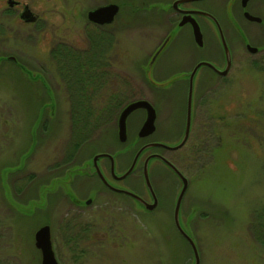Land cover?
<instances>
[{"label": "rangeland", "instance_id": "374dc122", "mask_svg": "<svg viewBox=\"0 0 264 264\" xmlns=\"http://www.w3.org/2000/svg\"><path fill=\"white\" fill-rule=\"evenodd\" d=\"M108 2L120 6L112 22L88 20L87 10ZM148 3L151 2L0 0V264H40L34 232L44 223L50 226L59 264L193 262L191 247L172 218L180 183L166 176L160 161L151 160L150 180L163 204L149 213L136 202L130 206L118 201L114 207L98 209L94 205L80 211L68 200L69 189L74 196L70 186L73 178L67 185L61 181L67 167H86L89 150L105 141L97 138L86 146L83 143L82 149L72 147L76 137L70 112L74 98L68 82L71 71L51 53L56 46L86 51L85 55L90 51L93 62L100 67L96 72L105 78L101 84H92L98 86L94 90L97 92L88 99H92L95 109L107 101L114 102L109 119L96 127L88 139L104 129L112 142L120 109L138 98L148 99L156 108V135L176 132L170 143L180 136L186 92L183 77L176 75L180 69L192 66L195 47L187 26H172L167 31L168 26L161 20H149L143 9ZM26 9L28 15L22 17ZM224 29L234 45L236 33L228 26ZM167 34H171L170 39L155 62L164 51L174 55H167L171 59L165 57L168 69L163 66L162 71L159 66L155 71L152 66L150 74L155 82L168 80L167 86H156L145 76V65ZM206 49L215 51L216 41ZM263 58L236 64L226 77L208 84L213 86L209 92L199 88L196 92L194 118L209 117L215 151L210 163L207 157L202 160L206 161L205 168L188 173L180 222L197 245L199 264H264ZM19 64L28 70H22ZM168 71L173 73L164 77L162 74ZM38 73L55 95L57 105H53L52 94ZM86 90L92 92L91 87ZM192 102L194 105V99ZM140 112L136 108L133 114L139 116ZM131 156L130 151L119 157V170ZM53 179L58 185L52 192H45L47 203L43 206L39 190L47 183L41 191L48 189ZM123 182L145 193L140 168ZM75 194L82 196L83 192Z\"/></svg>", "mask_w": 264, "mask_h": 264}, {"label": "flooded vegetation", "instance_id": "af4514ba", "mask_svg": "<svg viewBox=\"0 0 264 264\" xmlns=\"http://www.w3.org/2000/svg\"><path fill=\"white\" fill-rule=\"evenodd\" d=\"M149 6L143 7L144 11L149 14V20L158 21L161 20L162 24H165L167 27V31H170L172 26H187L190 32V37L192 43L194 44L193 48V63L192 66L188 69H180L177 68L175 70L180 69V72L176 77H183V92H187L189 87V72L193 69V67L199 63L200 61H209L215 67H212L207 64H201L198 66L194 73L193 77V99L194 105L192 102V114H191V124L189 133L182 145L177 148H170L166 146H154L150 148L144 149L138 159L136 160L134 168L124 177L119 178L118 176L121 175L131 164L136 151L139 149L140 146L147 142L151 141H163L169 145H173L177 143L184 133L185 128V120H186V99H185V108H184V117L180 118L181 121V133L179 138L174 141V143H170L173 140V136L176 135L175 133H166L167 136H159L156 135L157 131V124L155 117L154 130L147 135L140 136L138 134L140 126L142 125L145 117H146V110L144 108H140L141 112L140 115L133 114V111L127 116L126 118V137L124 140H120L118 137V128L113 130V141L110 142L108 137L104 135L103 130L98 131L96 134L88 139L87 134H83L80 140L82 142L76 144L75 146L77 149L85 146L92 141H95L97 138L103 139L105 144L95 146L91 148L90 155L87 157V165L88 170L85 173H77L74 174L75 176L70 182V186L72 192H74V196L68 195V200L72 203V205L79 209L80 211H84L86 208L92 207L95 205L96 208L101 209L103 206H111L114 207L118 202L126 203L133 205V203H138L144 212L146 210L148 213L156 209V207L162 206V201L159 195L157 194L152 182V187L154 189L156 195V205L151 209L147 210L143 204H141L138 200L130 196L128 193H125L119 188H127L130 189L137 194H139L144 200L146 201H153L150 191L144 184L145 193L141 192L138 188L134 187L133 184L131 185L128 182H123L131 173L136 171L137 169H141L142 178H143V164L145 158L153 153H158L165 158H167L171 163L175 165V167L184 174L189 183L188 173H193L198 171L199 169L205 168L206 161H202L204 158L207 157V162L210 163V155L214 156L215 145L213 143L214 138V129L211 126L209 121V117L207 119L198 118L197 116V99L196 92L197 89L203 90V93L209 92L213 86L208 85L213 83V80L221 79L226 77L229 72H231L232 68L238 64L246 63L248 60L252 62L260 61L263 58L264 53H261L264 48V0H147ZM120 8V6H119ZM119 11V9H118ZM118 13V12H117ZM116 13V14H117ZM185 18L186 20L180 24L179 22L181 19ZM192 20H194L201 32V43L199 44L197 40L194 38L193 34V27H192ZM219 26V27H218ZM228 26L230 30L236 33V41L234 45L230 43L228 38L226 37L225 27ZM223 35L224 41L228 47V53L225 51L223 46V40L221 38L220 30ZM205 33L208 35V38H205ZM168 34L164 37L161 41L163 42ZM211 36V37H210ZM170 39V38H169ZM169 39L167 41H169ZM211 41H216L217 49L215 51H208L206 49L207 45L211 43ZM160 42V43H161ZM254 47L255 49L249 47ZM206 50V53H204ZM171 57L174 53L167 50L166 53L162 54L159 59L154 63L155 66L159 69L161 67L162 71L166 68L165 57L167 55ZM166 55V56H165ZM168 59H171L167 57ZM264 59V58H263ZM162 60L158 64V61ZM263 61V60H262ZM165 66V69L162 68ZM154 70L157 71L156 68ZM190 69V70H189ZM184 70H187L186 72ZM97 71V70H96ZM88 72L87 70L83 71L82 74H93L97 72ZM173 71H168L163 73L164 77L170 75ZM186 73V75H185ZM101 74V73H100ZM166 74V75H165ZM184 74V75H183ZM88 76V75H87ZM184 79H187L186 81ZM86 89L91 87L90 84H101V81L98 79L88 81L85 80ZM98 86H92L94 91L95 88ZM163 88V87H162ZM165 88V87H164ZM181 89V87H180ZM72 94L77 93V89L72 88ZM50 92L53 98V105H57L56 97L52 93L51 89ZM78 94V93H77ZM86 94V96H84ZM83 100H85V104L87 105L88 96L92 97V93L86 90L82 94ZM75 98V97H74ZM92 100V99H91ZM90 100V101H91ZM193 101V100H192ZM151 102V101H150ZM74 104L71 102V107ZM153 105V104H152ZM154 106V105H153ZM155 107V106H154ZM156 110V108H155ZM194 114L196 115L194 118ZM184 121V122H183ZM179 124V127H180ZM178 132V130H177ZM93 134V133H92ZM91 134V135H92ZM167 137V138H166ZM87 142H86V141ZM120 142V143H119ZM84 143V144H83ZM115 143V144H114ZM83 144V145H82ZM137 145V146H136ZM81 151V150H80ZM131 151V158L124 167L123 170H119L118 166V159L119 157H123L124 155H128ZM72 153V152H71ZM98 154L96 159H93L95 155ZM79 156V154H77ZM86 157L83 160H86ZM156 159L160 161L162 167L166 170V176H168L171 181L180 183L181 180L179 176L161 159L158 157H151L148 162V172L149 177L151 175L150 171V162L151 160ZM126 160V159H125ZM123 160V161H125ZM212 161V159H211ZM79 162V163H80ZM208 165V164H207ZM205 166V167H204ZM193 170V171H192ZM107 181L104 182L102 177ZM86 178V179H85ZM87 179H93L94 181H85ZM178 180V181H177ZM151 181V180H150ZM174 182V183H175ZM188 187V185H187ZM171 190V185L170 188ZM187 189V188H186ZM74 190V191H73ZM82 191V196H77L75 192ZM186 191V190H185ZM146 194V196H145ZM96 209V210H98ZM174 209V206H173ZM181 210V204H180ZM179 216L181 217V213L179 212ZM173 218V214H172Z\"/></svg>", "mask_w": 264, "mask_h": 264}, {"label": "water", "instance_id": "95a60500", "mask_svg": "<svg viewBox=\"0 0 264 264\" xmlns=\"http://www.w3.org/2000/svg\"><path fill=\"white\" fill-rule=\"evenodd\" d=\"M118 9H119L118 3L108 2V3L98 5L96 7H93L91 9L87 10L86 16H87L88 20H90L94 23L106 24V23H110L114 20V17L116 15V13L118 12ZM27 15H28L27 9L21 13L22 17H26ZM185 20L186 19L183 18V19H181V21L179 23L182 24ZM192 27H193L194 38L200 44L202 42L201 41V32L199 30L197 23L194 20H192ZM219 30H220V28H219ZM220 34H221V38L223 40L222 42H223V46L225 48V51L228 53L229 52L228 47H227L226 42L224 41L221 30H220ZM170 36H171V34H169L166 37V39L160 43V45L155 49L153 54L150 56L148 63L145 65V71H144L145 76L148 77V79H149L148 81L151 84H155L156 86H163V85L167 86L166 84L168 83V80H163L162 82H155L151 78L150 73H151V69H152V66H153L155 60L158 58L159 54L161 53V51L165 47L166 43L168 42L167 40L170 38ZM248 46L251 47L250 45H248ZM251 48L255 49L254 47H251ZM7 57L11 58V59H15L13 55H9ZM201 64H207V65H210L212 67H215L209 61H200L189 72V87H188L187 98H186V120H185L184 133H183V136L181 137V139L173 145H169L163 141H158V140L147 142V143L143 144L136 151L130 166L121 175L118 176L119 178L124 177L134 168L136 160L138 159L140 153L144 149L154 147V146H166V147H170V148H177L184 143V141H185V139L189 133L190 124H191L192 100H193V77H194V73H195L196 69ZM19 66L22 68V70H24V68L26 70H28V68H26L22 64H19ZM37 76L41 79L46 90H48L50 93V88L47 85V83L45 82L44 78H42V75L40 73H38ZM136 108H144L146 110V117H145L142 125L140 126L138 134L140 136H144V135L150 134L154 130V128H155L154 121H155V117H156L155 107L146 98L134 99V100L127 102L120 109V111L118 113L117 128H118V137L120 140H124L126 137V118ZM97 157H98V154L95 155L93 159H96ZM151 157L161 158L179 176V178L181 180V186L177 192V195H176V198L174 201L173 221H174V224H175L177 230L179 231V233L187 240V242L189 243V245L191 247V250L193 253V262L191 264H199V252H198L197 245H196L193 237L191 236V234L189 232H187L183 228V226L181 225L180 216H179L180 204H181L184 192H185L187 185H188V179L184 174H182L181 171H179L175 167V165L173 163H171L167 158H165L164 156H162L158 153L150 154L145 158L144 164H143V181H144V184L146 185V187L148 188V190L150 191L151 196L153 198V201H151V202L146 201L139 194H137L136 192H134L130 189H127V188H119V190H121L125 193H128L130 196H132L133 198L138 200L141 204H143V206H145V208L147 210H151L156 205V195H155L154 189L152 187L150 177H149V172H148V162H149V159ZM87 166L88 165L86 164V167H84V165L83 166L72 165V166L67 167L65 170V176L61 178V181L64 180L63 183H65V185H67L71 181V179L73 178L74 174L85 173L87 170L86 168H88ZM101 177H102V180L107 183V181L104 179V177L103 176H101ZM52 181H53V184L50 185L48 189L41 191V189L42 188L44 189V187L48 184L47 183L44 186H42V188L39 190V197H40V200L41 199L43 200V206H44L45 202L47 203L45 192L46 193L52 192L58 185L56 179H53ZM69 190L67 192L71 196V192ZM34 244L40 250V254H41L40 264H59V262L55 256L53 247H52V241H51V236H50V226L48 223H44V224L40 225L35 230V232H34Z\"/></svg>", "mask_w": 264, "mask_h": 264}, {"label": "trees", "instance_id": "16d2710c", "mask_svg": "<svg viewBox=\"0 0 264 264\" xmlns=\"http://www.w3.org/2000/svg\"><path fill=\"white\" fill-rule=\"evenodd\" d=\"M85 52L64 49L59 46L54 47L51 51L53 55L59 57L63 67L71 71L68 82L72 88H75V90L77 89L78 93L74 94L75 98L71 101L74 105L70 110L74 130L73 136L76 137L72 142L73 148L74 145H78V143L82 142L80 138H82L83 134L86 133L87 136L90 135L96 127L109 119V114L114 110V102L108 103V101L97 109L92 106L89 100L87 101V105L85 104V106H83L85 100H83L82 94L86 91V85L88 84L85 83V80L92 81L98 79L99 81H104L105 78L104 74L100 73L87 74L88 76L82 74L85 70L88 72H95L100 68L93 62L90 51H87L86 55ZM90 85L92 87V84ZM89 93L95 94L96 92ZM84 96H86V94Z\"/></svg>", "mask_w": 264, "mask_h": 264}]
</instances>
